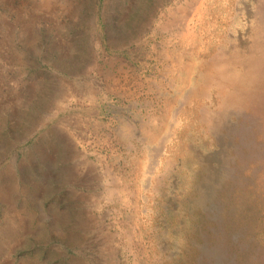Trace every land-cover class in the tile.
<instances>
[{
    "label": "rangeland",
    "instance_id": "1",
    "mask_svg": "<svg viewBox=\"0 0 264 264\" xmlns=\"http://www.w3.org/2000/svg\"><path fill=\"white\" fill-rule=\"evenodd\" d=\"M0 264H264V0H0Z\"/></svg>",
    "mask_w": 264,
    "mask_h": 264
},
{
    "label": "bare ground",
    "instance_id": "2",
    "mask_svg": "<svg viewBox=\"0 0 264 264\" xmlns=\"http://www.w3.org/2000/svg\"><path fill=\"white\" fill-rule=\"evenodd\" d=\"M186 65H187V63H186ZM188 66V65H187Z\"/></svg>",
    "mask_w": 264,
    "mask_h": 264
}]
</instances>
